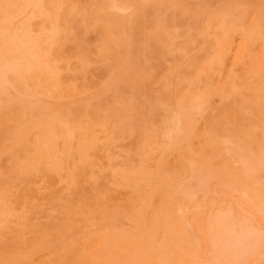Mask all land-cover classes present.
Segmentation results:
<instances>
[{
    "label": "rangeland",
    "instance_id": "rangeland-1",
    "mask_svg": "<svg viewBox=\"0 0 264 264\" xmlns=\"http://www.w3.org/2000/svg\"><path fill=\"white\" fill-rule=\"evenodd\" d=\"M263 1L0 0V264H264Z\"/></svg>",
    "mask_w": 264,
    "mask_h": 264
},
{
    "label": "bare ground",
    "instance_id": "bare-ground-1",
    "mask_svg": "<svg viewBox=\"0 0 264 264\" xmlns=\"http://www.w3.org/2000/svg\"><path fill=\"white\" fill-rule=\"evenodd\" d=\"M262 2V1H261ZM264 2V1H263ZM251 3V2H250ZM118 4V3H117ZM113 5V4H112ZM114 6V5H113ZM242 6V5H241ZM246 6V5H245ZM116 7V6H115ZM118 7V6H117ZM246 8V7H245ZM249 8V7H248ZM227 10V9H226ZM231 10V9H230ZM235 10H238V9H235ZM123 11V10H122ZM233 11V9H232ZM260 12V11H259ZM177 126V125H176ZM239 173V172H238ZM240 174V173H239Z\"/></svg>",
    "mask_w": 264,
    "mask_h": 264
}]
</instances>
